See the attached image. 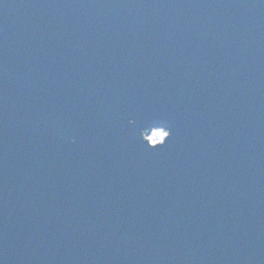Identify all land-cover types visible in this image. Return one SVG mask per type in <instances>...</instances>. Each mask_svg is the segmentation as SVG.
I'll use <instances>...</instances> for the list:
<instances>
[{"label": "water", "instance_id": "95a60500", "mask_svg": "<svg viewBox=\"0 0 264 264\" xmlns=\"http://www.w3.org/2000/svg\"><path fill=\"white\" fill-rule=\"evenodd\" d=\"M0 264H264V0H0Z\"/></svg>", "mask_w": 264, "mask_h": 264}, {"label": "rangeland", "instance_id": "374dc122", "mask_svg": "<svg viewBox=\"0 0 264 264\" xmlns=\"http://www.w3.org/2000/svg\"><path fill=\"white\" fill-rule=\"evenodd\" d=\"M164 130L157 129L153 132V134H149V140L151 139L152 141L158 140L164 135Z\"/></svg>", "mask_w": 264, "mask_h": 264}, {"label": "flooded vegetation", "instance_id": "af4514ba", "mask_svg": "<svg viewBox=\"0 0 264 264\" xmlns=\"http://www.w3.org/2000/svg\"><path fill=\"white\" fill-rule=\"evenodd\" d=\"M155 130H157V129H152V130L149 131V132H144V133H143V136H144L146 139L149 140V137H148L149 134H153V132H154ZM165 134H166V132H164V135H163L161 138H159L158 140L152 141V140L150 139L149 142H150L151 144H155V143H157V142H161L162 139H163V137L165 136Z\"/></svg>", "mask_w": 264, "mask_h": 264}, {"label": "snow or ice", "instance_id": "6c2138e0", "mask_svg": "<svg viewBox=\"0 0 264 264\" xmlns=\"http://www.w3.org/2000/svg\"><path fill=\"white\" fill-rule=\"evenodd\" d=\"M129 122L131 123V122H133V121H129ZM166 135L170 136V133H168V134H166Z\"/></svg>", "mask_w": 264, "mask_h": 264}]
</instances>
